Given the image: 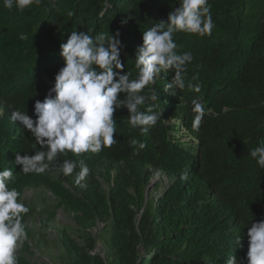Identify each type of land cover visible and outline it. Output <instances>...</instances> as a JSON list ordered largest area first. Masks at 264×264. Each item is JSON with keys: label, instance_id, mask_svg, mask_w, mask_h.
I'll list each match as a JSON object with an SVG mask.
<instances>
[{"label": "trees", "instance_id": "obj_1", "mask_svg": "<svg viewBox=\"0 0 264 264\" xmlns=\"http://www.w3.org/2000/svg\"><path fill=\"white\" fill-rule=\"evenodd\" d=\"M180 2L42 0L21 13L0 0V170L12 169L16 181L9 187L21 198L29 189L51 194L55 205L44 211L46 225L56 209L72 217L77 237L62 239L59 264H227L232 253L246 256V227L264 219V169L250 155L264 139V0H209L210 36L174 33L176 51L193 56L186 87L169 88L174 73L162 71L151 86L157 100L140 108L146 112L154 103L162 112L147 133L129 123L122 106L114 112L118 142L111 148L59 156L41 175L24 174L14 163L16 153L31 156L39 146L19 122L12 123L11 112L33 116L35 101L44 99L64 66L60 45L73 30L88 32L94 43L119 32L124 72L135 79L143 32L167 21ZM189 82L199 83L200 91ZM201 97L205 113L194 128L192 101ZM65 159H84L86 187L75 183L79 166L71 176L57 171ZM29 216L22 222L30 239ZM98 226L108 242L104 256L92 254ZM238 236L244 237L242 250L235 245ZM20 248L28 252L27 241ZM16 255L18 264H37L21 251Z\"/></svg>", "mask_w": 264, "mask_h": 264}, {"label": "clouds", "instance_id": "obj_2", "mask_svg": "<svg viewBox=\"0 0 264 264\" xmlns=\"http://www.w3.org/2000/svg\"><path fill=\"white\" fill-rule=\"evenodd\" d=\"M42 0H3V7H15L23 13L32 5H40ZM71 15V13H69ZM214 23L209 0H181L178 7L168 13L167 21L154 22L153 26L142 34V45L135 57L139 70L135 79L124 72L120 49V33L93 37L86 31L73 30L65 43L60 45V56L64 66L54 76V85L41 101L34 103L33 116L16 109L11 112L13 124L19 122L23 129L34 138L39 150L34 155L15 154V165L21 166L24 174L41 175L52 171V165L59 156H74L92 152L99 153L111 148L118 141L113 138L117 131L114 112L122 106L130 113L129 123L140 127L141 133L161 120L162 112H157L156 104H148L146 112L140 110L146 101H156L154 87L162 71L172 70L173 83L168 87L184 89L187 64L193 60L191 52L178 53V45L173 36L176 32H185L198 36H210ZM19 39L26 40L21 34ZM123 73V74H122ZM193 80L197 77L193 76ZM187 87L199 92V83H187ZM147 89V92H145ZM124 94V98H118ZM192 111L196 113L193 127L198 128L204 113L203 98L192 101ZM35 117V119L33 118ZM136 145L138 142L132 140ZM146 145L139 142V148ZM250 155L257 165L264 169V139L253 148ZM79 166L75 183H82L89 176L90 169L84 159L78 162L65 159L57 169L64 176H71ZM16 175L11 168L0 170V264H18L17 250L28 240L23 217L30 209L22 202L21 193L14 184ZM248 250L245 257L233 254L227 264H264V219L251 222L246 227ZM243 236L235 238L237 249H243Z\"/></svg>", "mask_w": 264, "mask_h": 264}, {"label": "rangeland", "instance_id": "obj_3", "mask_svg": "<svg viewBox=\"0 0 264 264\" xmlns=\"http://www.w3.org/2000/svg\"><path fill=\"white\" fill-rule=\"evenodd\" d=\"M102 186L106 187L104 183ZM22 202L30 209L28 226L31 238L27 240L28 252L19 248L17 253L21 251L28 259L37 264H59L58 257L62 252V239L74 240L77 237V228L72 217L66 215L61 209H56L53 221L46 225L49 215L44 213V211L46 209L52 212L55 203L51 194L44 189L26 190L23 193ZM98 227L93 229V232L100 235L102 227ZM107 248L106 236L101 234L96 249L92 254L96 253L104 256Z\"/></svg>", "mask_w": 264, "mask_h": 264}, {"label": "water", "instance_id": "obj_4", "mask_svg": "<svg viewBox=\"0 0 264 264\" xmlns=\"http://www.w3.org/2000/svg\"><path fill=\"white\" fill-rule=\"evenodd\" d=\"M152 189V187L150 186L149 188H148V190H151Z\"/></svg>", "mask_w": 264, "mask_h": 264}]
</instances>
